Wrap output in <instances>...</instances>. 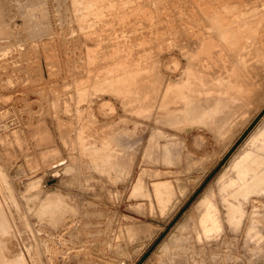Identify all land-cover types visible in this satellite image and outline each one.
I'll return each instance as SVG.
<instances>
[{
	"label": "rangeland",
	"instance_id": "1",
	"mask_svg": "<svg viewBox=\"0 0 264 264\" xmlns=\"http://www.w3.org/2000/svg\"><path fill=\"white\" fill-rule=\"evenodd\" d=\"M0 264H264V0H0Z\"/></svg>",
	"mask_w": 264,
	"mask_h": 264
},
{
	"label": "bare ground",
	"instance_id": "2",
	"mask_svg": "<svg viewBox=\"0 0 264 264\" xmlns=\"http://www.w3.org/2000/svg\"><path fill=\"white\" fill-rule=\"evenodd\" d=\"M245 168V167H244ZM244 176V175H243ZM242 177V176H241ZM254 178H257L256 176H254ZM238 181V180H237ZM245 181V180H244ZM237 183V182H236ZM240 184V183H239Z\"/></svg>",
	"mask_w": 264,
	"mask_h": 264
}]
</instances>
